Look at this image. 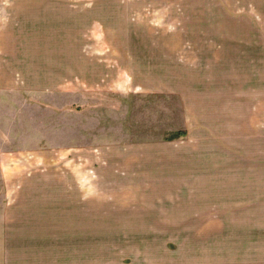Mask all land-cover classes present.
<instances>
[{
	"label": "rangeland",
	"instance_id": "374dc122",
	"mask_svg": "<svg viewBox=\"0 0 264 264\" xmlns=\"http://www.w3.org/2000/svg\"><path fill=\"white\" fill-rule=\"evenodd\" d=\"M240 1L0 0V162L23 167L13 181L50 176L70 206L55 214L85 219L63 216L49 247L10 264H255L225 253L220 207L209 221L193 206L176 94L197 69L191 44L206 50Z\"/></svg>",
	"mask_w": 264,
	"mask_h": 264
},
{
	"label": "crops",
	"instance_id": "0c3cea01",
	"mask_svg": "<svg viewBox=\"0 0 264 264\" xmlns=\"http://www.w3.org/2000/svg\"><path fill=\"white\" fill-rule=\"evenodd\" d=\"M235 10L239 13L234 22H224L219 37L208 39L206 50L195 47H203L201 42L191 44L197 61L193 86L186 84L176 94L183 103L182 124L192 143L194 208L201 207L199 215L212 221V213L220 207L225 253L239 254L240 259L254 256L251 263L264 264V167L236 164V159L264 156V0H241ZM29 168L48 175L58 170ZM69 170L74 178H82L81 171L72 166ZM13 174L14 178L24 175L23 167L5 168L0 162V264H10L15 253L21 254L15 248L49 247L55 223L71 216L62 215L70 206L57 196L62 185L49 181L50 176L35 183L24 181V176L13 181ZM65 186L71 189V183ZM59 207L62 214H55ZM79 215L68 220L84 221ZM228 237L239 239V245L231 249Z\"/></svg>",
	"mask_w": 264,
	"mask_h": 264
},
{
	"label": "trees",
	"instance_id": "16d2710c",
	"mask_svg": "<svg viewBox=\"0 0 264 264\" xmlns=\"http://www.w3.org/2000/svg\"><path fill=\"white\" fill-rule=\"evenodd\" d=\"M180 136H186V134L185 133H181V134L178 133L177 136L173 137L171 140H175V139L179 138Z\"/></svg>",
	"mask_w": 264,
	"mask_h": 264
}]
</instances>
